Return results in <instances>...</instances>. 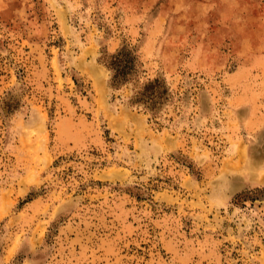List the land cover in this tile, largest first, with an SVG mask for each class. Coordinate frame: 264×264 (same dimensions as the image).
Returning a JSON list of instances; mask_svg holds the SVG:
<instances>
[{"label": "rangeland", "instance_id": "374dc122", "mask_svg": "<svg viewBox=\"0 0 264 264\" xmlns=\"http://www.w3.org/2000/svg\"><path fill=\"white\" fill-rule=\"evenodd\" d=\"M0 264H264V0H0Z\"/></svg>", "mask_w": 264, "mask_h": 264}, {"label": "trees", "instance_id": "16d2710c", "mask_svg": "<svg viewBox=\"0 0 264 264\" xmlns=\"http://www.w3.org/2000/svg\"><path fill=\"white\" fill-rule=\"evenodd\" d=\"M112 69L111 82L113 86H118L131 79L137 71L138 57L130 48H121L117 53L112 54L106 61ZM167 92L161 80L155 79L146 83L135 95L133 101L143 103L146 107L154 110Z\"/></svg>", "mask_w": 264, "mask_h": 264}]
</instances>
